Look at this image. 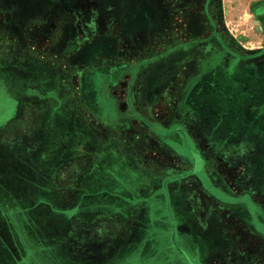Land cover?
<instances>
[{"label":"crops","instance_id":"0c3cea01","mask_svg":"<svg viewBox=\"0 0 264 264\" xmlns=\"http://www.w3.org/2000/svg\"><path fill=\"white\" fill-rule=\"evenodd\" d=\"M115 1L121 26L91 36L73 21L66 27L57 21L75 17L71 0L21 2L26 10L56 3L46 13L52 33L62 36L56 45L64 54H55L72 71L66 82L39 55L18 60L28 74L18 78L20 105L0 128V146L26 151L16 159L20 165L36 158L34 152L43 157L37 145L46 126L54 148L70 149L54 161L55 172L45 175L46 193H27L30 204L25 191L4 184L10 188L5 202L14 207L0 202V264H264V203L236 183L234 162L222 167L220 152L233 145L234 131H219L221 117L195 114L197 137L182 117L186 109L180 105L203 77L191 78L188 93L185 71L200 60L177 58L188 45L176 28L166 42L143 32L153 29L157 16L148 2L133 9L127 0ZM139 35L147 44L133 45ZM9 66L0 64L3 75L11 74ZM178 68L181 73H170ZM103 162L106 175L123 190L106 189L100 194L104 202L95 195L100 203L92 204V192L85 191ZM21 173L12 175L31 176ZM28 182L40 185L37 179ZM239 189L243 196L237 198ZM29 210L36 212L28 219ZM11 215L19 216L17 222Z\"/></svg>","mask_w":264,"mask_h":264},{"label":"rangeland","instance_id":"374dc122","mask_svg":"<svg viewBox=\"0 0 264 264\" xmlns=\"http://www.w3.org/2000/svg\"><path fill=\"white\" fill-rule=\"evenodd\" d=\"M71 1V9L76 10V15L70 21L67 18L60 17L57 19L60 25L66 27L69 22L73 21L77 26L86 27L88 36L94 33L96 35L104 33L108 27L117 28L121 26V20L115 16L117 13L113 11L117 9L116 1ZM127 1V4H131L133 9L143 1L148 2L153 7V11L157 13L155 26L153 29L144 28L142 30L144 33L151 32L158 36L159 42H166L167 33L173 32V27H180V31L184 32L185 30L181 27H186L188 34H182L181 38L189 43V47L177 56L178 59L186 61L190 59L200 60L199 64L201 66L198 64V71L200 72L206 70V64L216 61L207 71L203 72V77L193 86L195 91H192L186 99L187 111L194 113V118L186 115L185 121L189 124L193 134L199 137L201 133L197 128L198 123L195 114L215 115L217 117H215L216 121L221 117L222 125L219 127V131L227 134V131L232 129L234 131L232 136L235 137L233 145L224 147L223 150L232 149L236 155L246 156L247 169L245 171L243 168L242 171L249 174L248 181L252 187L263 193L261 196L253 197L264 203V0ZM161 1L174 6L178 9V12L180 9L187 8L188 10L185 13L187 20L178 16L170 20L166 19L167 9ZM21 2L22 0H0V64L10 65L7 70L11 71V74L6 73V75H3L0 71V128L17 115L16 112L20 102L16 93L21 84L18 78L22 77V73L28 71L17 62L26 53H30L35 57L39 55L43 62L49 66L48 69L54 70L53 72L60 78L67 79L66 82L68 81L67 76L70 77L72 71V67L68 66L67 63L59 62L57 60L59 57L55 54V52L64 54L58 49L59 45H56L62 36L58 33H52L51 19H48L46 13L51 12L56 3L53 2L42 7L34 5L31 9L26 10V6ZM218 12L222 13L220 20L216 16ZM78 13L79 15H77ZM42 16H45V18H42ZM41 28L44 35L40 33ZM174 40L179 41L178 38ZM132 41L133 45L143 41L144 44H147L148 38L139 35ZM156 54L155 57L159 59L161 53L157 52ZM63 57H66V55ZM48 61H52L53 64L48 63ZM168 61L166 60L163 63L166 69L171 66ZM188 65V70L185 71L188 74V83L185 85L186 91L189 93L195 76V67H191L190 63ZM181 70V68L174 69L170 73L178 74L181 73ZM156 73L166 74L160 70H157ZM182 73L184 72L182 71ZM69 84L72 85L73 89V84L71 82ZM72 89L70 90L72 91ZM46 100L48 101V99ZM49 100L52 101V99ZM35 106L41 107L39 104ZM205 123H207L206 119ZM54 139L55 137L49 134L46 126L42 127L41 140L37 145V150L44 153L43 157H37L38 153L34 152L35 156L33 157L36 158L31 160L28 156L30 162L23 163V165H20V161L16 159H21V154H26V151L9 146V144L0 146V202H4L5 205L8 203L13 205L11 201L5 202L9 196L5 197V193H8L7 191L11 186L17 189V192L25 191L26 197L24 200L27 204H30L32 198L27 193H31L33 190L35 193L42 190L46 193L44 185H42L46 181L45 175L55 172L54 161L61 159L63 154H67L70 149L68 147L65 150H57L53 145ZM243 151H246V153ZM239 160L236 157V161ZM22 166L27 168L22 169ZM241 166L243 165L241 164L240 168ZM104 167V162L99 163L97 168L93 170V173L95 172L92 175L93 179L85 191L87 195L89 191L92 192L90 193L92 196L87 198L92 204L104 202L100 194L106 189L111 193L123 190L121 185H116L114 178H109L112 177L111 175H106ZM12 170L17 174H22L21 171H24L31 176L14 179ZM28 179L40 180V185L36 183L31 186ZM4 184L9 186L8 189H4ZM95 195L97 197L99 195L96 200H100V202L93 201ZM240 196H243V190L241 189H239V195L236 197ZM104 200L113 206L121 205L116 199L107 200L105 198ZM33 212L36 211L29 210L25 214L27 217L30 214L31 217ZM10 217L11 222H17L19 219V216L18 218H14L13 215ZM43 220H45V217H43ZM7 222L9 221L7 220Z\"/></svg>","mask_w":264,"mask_h":264},{"label":"flooded vegetation","instance_id":"af4514ba","mask_svg":"<svg viewBox=\"0 0 264 264\" xmlns=\"http://www.w3.org/2000/svg\"><path fill=\"white\" fill-rule=\"evenodd\" d=\"M161 2H163V4L166 6V9H167V18L166 19H169V18H171V19H173L174 17H184V18H186V11L188 10L187 8H184V9H180L179 10V12L177 11L178 9L177 8H175L174 6H172V5H170V4H167L166 2H164V1H161ZM169 14H170V16H169ZM215 16V15H214ZM214 16H213V18H214ZM216 16H217V18L219 19V17H218V13L216 14ZM185 20H187V18L185 19ZM169 23H171L170 21H169ZM172 24V23H171ZM173 28H176L177 29V31H180V27H173ZM181 28H183L184 30H185V32L184 31H180V32H182V34L183 35H187L188 34V31L186 30V27H181ZM174 30V29H173ZM40 33L42 34V35H44V31L42 30V28H41V30H40ZM190 34V33H189ZM45 35H46V33H45ZM50 39V38H49ZM182 40L184 41V38H182ZM184 44H186V45H188L189 43H186L185 41H184ZM188 47H189V45H188ZM187 47V48H188ZM196 51H197V48L195 49ZM200 51V50H199ZM215 52V51H214ZM196 55H197V53H196ZM191 60H195V59H191ZM216 61H213L211 64H206V66H207V68H206V70H203L202 72H200V71H198V64H194L192 67H195V76H198V75H201V74H203V72H205V71H207L209 68H210V66L213 64V63H215ZM203 63V62H202ZM200 65V64H199ZM201 66V65H200ZM235 67V66H234ZM234 67H232V68H234ZM229 69H231V68H229ZM187 70V69H186ZM175 95H177V94H175ZM176 104L177 103H175V106H176ZM191 104H193L192 102H191ZM181 107H184V109H186V113L184 114V115H182V117H183V119H185V117H186V115L187 116H192L193 118H194V113H190V112H188L187 111V108H188V106H187V104L186 103H184V104H182V105H180ZM177 107V106H176ZM178 108V107H177ZM179 109V108H178ZM178 109H176V110H178ZM175 110V111H176ZM239 151H241V150H239ZM244 153H246V151H243ZM220 154L221 155H223L222 157L224 158L223 160V162L222 163H224V165L222 166V167H224V169L225 170H227V165L229 164L228 163V161L229 160H231L232 162H234V165H235V167L237 168V167H239L238 168V170L237 169H235V172H236V174H235V177H236V183L238 182V183H242V185L244 186V187H249V188H251V189H253V192H255V193H257V195H259V196H261L263 193L261 192V191H257V190H255V188H253L252 187V185H251V183L248 181L249 180V174H247L246 172H244V171H242L243 170V168L245 169V171H246V169H247V159H246V156H238V154L236 155L234 152H233V150L232 149H228L227 151H224L223 149H222V151L220 152ZM236 157H238L240 160L237 162L236 161ZM249 158H250V156H249ZM243 165V166H241V168H240V165ZM239 170H241V171H239ZM241 185V186H242ZM238 186H240V185H238ZM242 190V189H241ZM256 194H252V195H248L247 197H249V198H252L253 200L254 199H256L255 197H253V196H257ZM263 197V196H262ZM264 198V197H263ZM262 198V199H263ZM264 200V199H263ZM262 242L264 243V239L262 240ZM260 245L262 246L263 244L262 243H260ZM259 248V245H256V246H254V250H257Z\"/></svg>","mask_w":264,"mask_h":264}]
</instances>
